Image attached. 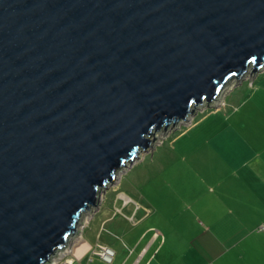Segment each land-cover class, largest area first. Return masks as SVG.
Listing matches in <instances>:
<instances>
[{"label":"water","instance_id":"obj_1","mask_svg":"<svg viewBox=\"0 0 264 264\" xmlns=\"http://www.w3.org/2000/svg\"><path fill=\"white\" fill-rule=\"evenodd\" d=\"M264 70V0H0V264H48L158 135Z\"/></svg>","mask_w":264,"mask_h":264},{"label":"rangeland","instance_id":"obj_2","mask_svg":"<svg viewBox=\"0 0 264 264\" xmlns=\"http://www.w3.org/2000/svg\"><path fill=\"white\" fill-rule=\"evenodd\" d=\"M248 86L249 76L231 84L218 108L201 107L178 128L160 133L155 149L118 171L66 248L83 238L94 246L113 247L117 255L111 264H130L129 249L137 254L155 231L159 239L149 255L165 237L166 244L151 264H264V229H259L264 221L254 214L261 207L252 206L247 211L251 217L245 219L246 213L232 204L227 186L209 180L207 171L193 169L187 159L208 137L205 123L194 130L200 120L224 111ZM144 231L146 237L137 240ZM93 264L107 263L96 259Z\"/></svg>","mask_w":264,"mask_h":264},{"label":"crops","instance_id":"obj_3","mask_svg":"<svg viewBox=\"0 0 264 264\" xmlns=\"http://www.w3.org/2000/svg\"><path fill=\"white\" fill-rule=\"evenodd\" d=\"M201 124L207 129L208 137L188 155L193 169L207 171L209 180H221L231 194L232 204L240 213H246L245 219L251 217L247 211L252 206H260L254 214L264 221V70L250 81V86L234 103L224 111L205 116L194 130ZM262 226L264 222L259 229ZM146 232H142L137 240L144 239ZM158 236L154 231L137 254L130 248V264H141L145 259V264H151L166 244L165 237L149 255Z\"/></svg>","mask_w":264,"mask_h":264},{"label":"built area","instance_id":"obj_4","mask_svg":"<svg viewBox=\"0 0 264 264\" xmlns=\"http://www.w3.org/2000/svg\"><path fill=\"white\" fill-rule=\"evenodd\" d=\"M263 229L264 227H261V230ZM77 242L55 255L48 264H93L96 259L107 264L114 262L116 251L112 247L99 243L94 246L83 238ZM83 245L86 246V250L78 255L77 250Z\"/></svg>","mask_w":264,"mask_h":264},{"label":"bare ground","instance_id":"obj_5","mask_svg":"<svg viewBox=\"0 0 264 264\" xmlns=\"http://www.w3.org/2000/svg\"><path fill=\"white\" fill-rule=\"evenodd\" d=\"M85 249V246L83 245L82 247L78 248L77 253H81Z\"/></svg>","mask_w":264,"mask_h":264},{"label":"trees","instance_id":"obj_6","mask_svg":"<svg viewBox=\"0 0 264 264\" xmlns=\"http://www.w3.org/2000/svg\"><path fill=\"white\" fill-rule=\"evenodd\" d=\"M261 230V229H260Z\"/></svg>","mask_w":264,"mask_h":264}]
</instances>
